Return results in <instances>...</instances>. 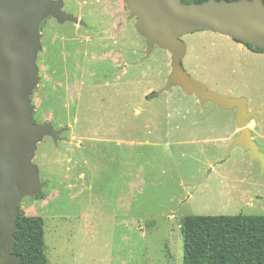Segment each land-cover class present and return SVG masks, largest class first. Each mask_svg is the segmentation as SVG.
I'll list each match as a JSON object with an SVG mask.
<instances>
[{
    "label": "rangeland",
    "instance_id": "obj_1",
    "mask_svg": "<svg viewBox=\"0 0 264 264\" xmlns=\"http://www.w3.org/2000/svg\"><path fill=\"white\" fill-rule=\"evenodd\" d=\"M54 1L78 22L48 15L38 27L32 121L57 139L35 144L44 187L18 207L43 219L48 264H182L184 217L264 216V172L229 150L236 110L179 85L157 94L172 54L154 45L146 56L124 0ZM182 40L193 79L263 107L246 126L264 154V50L213 31Z\"/></svg>",
    "mask_w": 264,
    "mask_h": 264
},
{
    "label": "water",
    "instance_id": "obj_2",
    "mask_svg": "<svg viewBox=\"0 0 264 264\" xmlns=\"http://www.w3.org/2000/svg\"><path fill=\"white\" fill-rule=\"evenodd\" d=\"M124 1L130 18L137 20L136 30L145 40L146 56L154 45L172 54L171 74L157 94L179 85L200 104L210 102L226 110L235 109L239 134L229 150L242 148L264 172V154L246 126L251 118L259 122L257 113L263 107L249 110L245 98L208 89L182 65L187 49L182 37L196 31H213L264 50L263 0H207L191 5L181 0ZM62 6V1L54 0H0V264H23L21 256L12 251L18 207L25 197L41 193L44 187L30 161L35 144L44 136L57 139L49 124L33 123L29 98L38 80L39 24L48 15L60 23L78 22L61 11Z\"/></svg>",
    "mask_w": 264,
    "mask_h": 264
},
{
    "label": "trees",
    "instance_id": "obj_3",
    "mask_svg": "<svg viewBox=\"0 0 264 264\" xmlns=\"http://www.w3.org/2000/svg\"><path fill=\"white\" fill-rule=\"evenodd\" d=\"M204 1L181 0L184 5ZM181 233L182 264H264V216H188ZM44 234L41 217L19 214L12 251L23 264H48Z\"/></svg>",
    "mask_w": 264,
    "mask_h": 264
},
{
    "label": "flooded vegetation",
    "instance_id": "obj_4",
    "mask_svg": "<svg viewBox=\"0 0 264 264\" xmlns=\"http://www.w3.org/2000/svg\"><path fill=\"white\" fill-rule=\"evenodd\" d=\"M80 25H84V23L82 22V23H79Z\"/></svg>",
    "mask_w": 264,
    "mask_h": 264
},
{
    "label": "crops",
    "instance_id": "obj_5",
    "mask_svg": "<svg viewBox=\"0 0 264 264\" xmlns=\"http://www.w3.org/2000/svg\"><path fill=\"white\" fill-rule=\"evenodd\" d=\"M218 34V33H217ZM226 37V36H225ZM238 148V147H237ZM242 149V148H241ZM246 152V151H245ZM247 153V152H246Z\"/></svg>",
    "mask_w": 264,
    "mask_h": 264
}]
</instances>
